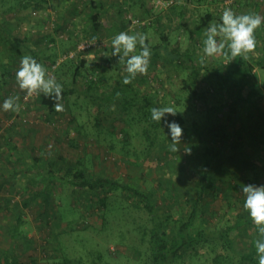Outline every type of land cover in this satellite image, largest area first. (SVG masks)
Here are the masks:
<instances>
[{"label": "rangeland", "instance_id": "374dc122", "mask_svg": "<svg viewBox=\"0 0 264 264\" xmlns=\"http://www.w3.org/2000/svg\"><path fill=\"white\" fill-rule=\"evenodd\" d=\"M258 1L251 12L236 0H0V264L150 263L141 234L150 221L137 196L120 188L91 193L64 179L69 168H82L86 176L138 187L151 196L168 231L186 220L199 192L202 173L192 133H183L179 150L171 151L161 125L148 150L139 102L125 108L133 96L127 88L111 94L127 75L112 56V40L120 32L145 35L149 66L132 80L133 89L153 97L159 108L173 107L177 115L167 118L182 129L194 122L204 127L209 110L236 94L217 77L227 59L216 55L200 62L204 32L226 8L264 18V0ZM255 39L240 68L250 67L247 76L262 87L264 21ZM15 42L20 53L11 48ZM140 50L138 43L131 55ZM25 55L62 90H72L58 102L62 111L49 113L36 94L19 89L15 73ZM192 66L201 69L197 90L203 99L182 87ZM17 95L19 111H4V100ZM220 124L219 133L207 134L220 191L202 195L192 225L208 240L181 248L174 264H258V233L248 224L241 189L264 185V88L255 104L230 108ZM239 220L246 223L228 232L229 247L221 235Z\"/></svg>", "mask_w": 264, "mask_h": 264}, {"label": "trees", "instance_id": "16d2710c", "mask_svg": "<svg viewBox=\"0 0 264 264\" xmlns=\"http://www.w3.org/2000/svg\"><path fill=\"white\" fill-rule=\"evenodd\" d=\"M92 20L95 22L96 17H92ZM200 20L203 22L204 19L201 17ZM0 31L2 30L0 29ZM2 38L3 37L1 35L0 41H2ZM11 48L13 51L20 53L19 46L16 42L11 45ZM32 56L34 57L36 54L34 53ZM224 58L225 57L222 55V59ZM242 60L243 59L241 57H237L231 62L227 60L224 65L220 63L221 68L217 73L218 79L225 80L228 83L226 89L230 93L236 91L235 97L232 100L227 99L223 104L214 106V109H210L209 113L210 111L211 113L209 122L206 123L204 127L194 122L191 124L190 128H183V133L191 132L195 137L202 178L199 185V192L195 197L191 212L186 220L180 223L177 228L168 231L164 220H162L161 216L158 214L156 205L151 196L146 194L140 188L122 183L110 176H86L82 168H78L76 170L69 168L67 170V176H65L64 179L77 189H88L91 193H99L101 190L107 191L120 188L131 192L140 199L150 221L147 226H143V231L141 232L142 238L145 239L148 244L150 256L149 264H174L175 259L180 256L179 251L181 248H187L191 245L193 246L194 244L206 242L208 240L207 235L203 230L199 228L192 230L194 218L197 213V205L202 195L209 190H211V193L215 190L220 191V189L215 186V179L212 175L211 164L213 158L211 152L212 150L208 145L207 134L211 131L219 133L222 128L220 124L221 117L230 108L236 107L240 103H243L246 106L255 104L264 88V84L262 87H259L255 81L250 80H255L254 76H247L250 67L243 69L240 68L243 66ZM4 70L7 71L5 68ZM5 73L7 72H4V75ZM200 73V68L192 66L189 74L182 80V87L192 96L203 99V94L197 90ZM239 73L240 75H238ZM125 88L130 89L133 94L132 97L127 99L131 105L125 106V108L131 109L130 107L135 105V102H139V106L137 108L139 120L142 119L147 125L144 129V137L148 141V150H151L159 139L158 129L161 126L160 123L151 119V109L159 108L157 100H154L153 97L147 95H141L138 91L133 89L131 84L114 86L110 92L112 95L116 93L119 94V92L122 93L126 90ZM71 92L72 90H62V98ZM35 101L49 113H53L55 111L54 105L57 101H55L53 96H45L43 93H40L36 96ZM178 119L179 118H176V120ZM169 121L171 122V120ZM167 133L164 137L166 143L170 140ZM50 179L53 180V176H51ZM245 221L246 220H239L233 227L228 226L224 229V234L221 236L229 247L233 246V242L231 238H229L228 232L232 229L243 226L246 223ZM248 224L252 225L249 221Z\"/></svg>", "mask_w": 264, "mask_h": 264}, {"label": "clouds", "instance_id": "9594fccd", "mask_svg": "<svg viewBox=\"0 0 264 264\" xmlns=\"http://www.w3.org/2000/svg\"><path fill=\"white\" fill-rule=\"evenodd\" d=\"M262 21L264 18L257 14L236 15L230 8H226L222 13L221 21L211 23L204 32L203 56L200 62L204 63L206 58L216 55H223L230 62L237 57L248 59V54L256 48L255 31L261 26ZM146 39V36L141 33L129 35L125 32H120L113 38L112 56L119 57L127 73L123 78V84H130L137 74L147 73L151 51L145 43ZM138 43L140 52L131 55L136 52ZM15 78L19 89L26 92L28 96L40 93L53 96L57 101L54 105L55 110L62 111V105L58 103L62 99V86L54 77L46 78L44 66L33 57L25 55L21 58ZM19 99V95L6 98L2 105L3 110L18 112ZM177 113L173 107L151 109V119L168 129L171 151L179 150L176 145L181 141L183 129L179 123L175 120L170 122L167 117H175ZM241 191L245 197L243 209L248 213L258 233L254 243L258 264H264V185H243Z\"/></svg>", "mask_w": 264, "mask_h": 264}, {"label": "crops", "instance_id": "0c3cea01", "mask_svg": "<svg viewBox=\"0 0 264 264\" xmlns=\"http://www.w3.org/2000/svg\"><path fill=\"white\" fill-rule=\"evenodd\" d=\"M258 2V0H236L235 5L238 7L246 5V8L252 12L254 9H256Z\"/></svg>", "mask_w": 264, "mask_h": 264}, {"label": "built area", "instance_id": "2783aa9c", "mask_svg": "<svg viewBox=\"0 0 264 264\" xmlns=\"http://www.w3.org/2000/svg\"><path fill=\"white\" fill-rule=\"evenodd\" d=\"M83 48V47H82ZM54 67V66H53Z\"/></svg>", "mask_w": 264, "mask_h": 264}]
</instances>
